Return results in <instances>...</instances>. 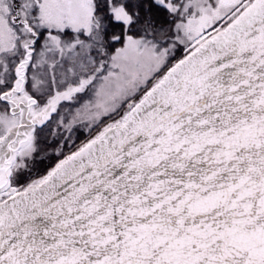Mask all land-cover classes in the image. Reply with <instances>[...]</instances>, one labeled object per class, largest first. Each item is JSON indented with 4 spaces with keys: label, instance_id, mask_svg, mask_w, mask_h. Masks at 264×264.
Wrapping results in <instances>:
<instances>
[{
    "label": "snow or ice",
    "instance_id": "1",
    "mask_svg": "<svg viewBox=\"0 0 264 264\" xmlns=\"http://www.w3.org/2000/svg\"><path fill=\"white\" fill-rule=\"evenodd\" d=\"M0 264H264V0H0Z\"/></svg>",
    "mask_w": 264,
    "mask_h": 264
}]
</instances>
